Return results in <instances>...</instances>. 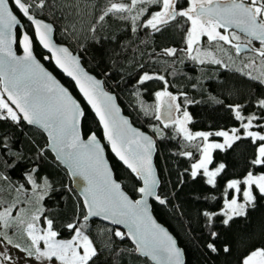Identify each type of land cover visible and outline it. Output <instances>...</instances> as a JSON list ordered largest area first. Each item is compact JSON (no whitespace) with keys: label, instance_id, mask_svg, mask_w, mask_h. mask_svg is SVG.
Returning <instances> with one entry per match:
<instances>
[{"label":"snow or ice","instance_id":"snow-or-ice-1","mask_svg":"<svg viewBox=\"0 0 264 264\" xmlns=\"http://www.w3.org/2000/svg\"><path fill=\"white\" fill-rule=\"evenodd\" d=\"M149 3L158 5L159 10L146 16L139 27L161 32L170 22L178 23V17L186 18L191 22V28L187 31L186 48L183 51L193 61L203 64V56L208 57L211 63L221 64V60L210 53H201L195 46L199 43L200 36H207L209 41L219 40L229 44L233 40L239 41L241 37L235 33L229 36L218 31L235 25L250 38L249 45L253 39L260 42L261 47L256 52L264 62V0H190V6L186 9H181L177 0H109L98 17V22L104 21L110 15L120 14V19L131 20L132 31L136 32L137 21L148 11L146 5ZM140 5L145 7H138ZM48 6V0H0V121H11L17 127L26 122L47 132L57 158L68 166L73 176L82 175L88 181V186L83 191V200L76 205L78 210H82L83 218L81 220L80 215H76L65 226L72 233L70 239H57L59 233L54 230V221L48 218L41 203L52 190V185L47 178L41 180L38 165H34L23 172V178L31 185L40 206L26 223L23 218L13 216V204L0 212V225L4 229H10L13 223H26L24 231L30 244L27 247H21L20 244L13 246L41 264H95L94 258L98 257L99 249L95 241L85 233L92 217H100L113 225H127V235L132 238L136 250L156 261V264H184L182 250L176 241L148 214V197H155L161 205L166 203L156 192L158 179L152 167V150L155 147L153 139L133 129L127 120L119 116L120 110L116 106L115 98L104 90V81L85 71L79 54H74L68 47L53 41V25L38 18ZM22 18H26L30 25L31 34L25 29ZM90 31L95 33L97 29L93 26ZM92 39L99 43L95 36ZM34 42H38L50 54L44 57L45 60H54L75 81L79 91L99 117L113 152L143 182V186L136 189L142 194L141 199H130L121 191L120 184L111 178L103 162V148L95 134L86 141L81 140L78 124L84 113L68 90L37 60L33 52ZM14 44L22 47L23 55H17L13 49ZM234 47L237 53L241 51L240 44H235ZM81 50H85L83 46ZM162 52L174 57L178 50L164 48ZM193 52L196 54L193 55ZM140 67L143 68V65ZM247 75L264 84V73L259 77L252 76L251 73ZM153 80L162 81L164 84V88L155 93L159 102L156 112L159 113L160 107L167 105L168 119L164 121V128L173 126L200 153L199 159L191 164L190 177L193 180L202 175L206 178L205 182L215 188L217 177L225 171L227 165L223 162L213 165V151L226 152L238 146V141L245 139L254 146L246 175L242 180L233 179L227 182L224 204L220 211L206 210L202 213L207 226L206 249L212 254L221 251L230 253L231 249L227 244L222 248L217 245L220 236L215 229L217 218L222 217L220 223L225 227L230 226L234 218L246 217L249 209L256 206L257 195L264 198V98L255 100L259 113L244 115V105H228L235 119L241 122L239 127L193 133L187 127L192 119L188 111H183L182 116L172 115L173 110H181V104L175 103L178 97L167 90L169 82L164 75L143 72L136 83L144 86L146 82ZM181 95H185L187 103H193L187 100L186 94ZM155 119L161 120V115L157 114ZM154 131L162 135L159 127L154 128ZM210 137H221L223 140L210 141ZM198 140L201 143H193ZM13 148L8 136L0 135V181L10 182L6 170H15L25 160L24 155ZM44 155L45 149L38 148L37 160H43ZM181 155L194 159L192 151H185ZM209 165L213 167L210 169ZM255 169L260 171H254ZM180 182L183 183V180ZM21 190L28 191L24 184L16 187V191ZM228 190H233L230 197ZM41 222L45 227L37 226ZM111 231L115 237L125 239V233L119 229ZM3 241L13 244L10 237L0 232V242ZM108 246L105 244V247ZM0 256L3 260H11L10 256L3 253ZM0 264H3L2 260ZM240 264H264V247L249 251L242 257Z\"/></svg>","mask_w":264,"mask_h":264},{"label":"trees","instance_id":"trees-1","mask_svg":"<svg viewBox=\"0 0 264 264\" xmlns=\"http://www.w3.org/2000/svg\"><path fill=\"white\" fill-rule=\"evenodd\" d=\"M108 3L109 0H48L49 6L38 18L54 25L55 41L67 46L74 54H79L84 68L103 80L105 89L115 94L123 114L135 127L149 133L155 140V166L160 180L158 195L165 199L166 203H151L152 212L183 250L185 264H240L242 257L249 251L264 247V198L257 195L256 206L249 209L246 217L234 218L230 226L225 227L220 223L222 217L217 218L215 229L220 233L217 245L222 248L227 244L231 249L227 254L223 251L212 254L206 249L207 226L202 213L206 210L220 211L227 182L243 179L249 170L248 162L254 146L245 139L238 141V146L226 152L213 151V165L220 162L227 165L225 171L217 177L215 188L208 185L202 175L193 180L190 177L191 164L195 159H199V151L184 140L183 135L178 134L173 126L164 128V125L155 119L158 114L156 107L159 104L155 93L164 88L163 82L153 80L146 82L144 86L136 82L143 72L164 75L169 82L167 90L178 97L177 103L181 104V110L188 111L192 117L187 127L193 133L230 130L239 127L241 122L235 119L233 111L228 108L229 104L244 105V115L259 113L255 100L264 98V84H261L259 79H251L247 74L261 76V73H264V62L257 55L256 49L238 54L235 47L219 40L209 41L207 37L199 43L200 48L214 52L223 62L217 65L193 61L183 51L190 28V21L186 18L178 17V23L170 22L161 32L141 28L139 24L145 17L159 10L158 5L149 3L146 5L148 11L137 21V31L133 32L131 20L120 19V14L110 15L104 21L98 22V17ZM177 3L181 9L188 7L187 0H177ZM23 22L25 29L31 34L30 25ZM93 26L97 29L95 33L90 31ZM218 30L224 33L226 29ZM93 36L99 43L92 39ZM82 46L84 51L81 50ZM164 48H176L177 55L169 57L163 54ZM16 50L19 52L17 46ZM34 54L80 100L73 84L61 76L50 62L44 61L45 54L35 43ZM140 65H143V68ZM181 93L186 94L187 100L193 103H187L185 95ZM81 104L84 109L81 124L83 137L95 134L102 141L97 121L82 102ZM156 127L162 130V135L154 131ZM4 134L14 145L13 150L22 153L25 160L15 170H6L10 182L0 181V212L14 204L13 216L23 218L26 223L29 221L23 211L30 207L35 194L29 196L33 191L31 185L23 178V172L38 165L41 180L47 178L52 185V190L41 202L45 213L54 221V230L59 233L57 239H70L72 233L65 226L72 222L76 215H80L82 220V210L76 207L81 201L72 189L66 171L46 150V138L40 131L24 123L17 127L11 121H0V135ZM222 140L221 137H210V141ZM38 148L45 149L43 160H37ZM185 151H192L194 159L181 155ZM106 154L115 179L121 183L131 199H138L136 189L140 182L119 165L107 149ZM213 165H209V168ZM186 169L188 171H185ZM20 184H24L28 191H16ZM232 192L233 190H228L229 195ZM26 223H13L10 229H4L0 225V232L13 241V244H7L6 241L1 243L27 247L30 241L24 231ZM41 224L44 226L42 222ZM88 225L85 233L95 241L99 249L98 257L94 258L95 264H150L135 254L134 248L126 238L121 240L112 234L111 230L115 228L97 221H90ZM105 244L109 246L105 247Z\"/></svg>","mask_w":264,"mask_h":264},{"label":"water","instance_id":"water-1","mask_svg":"<svg viewBox=\"0 0 264 264\" xmlns=\"http://www.w3.org/2000/svg\"><path fill=\"white\" fill-rule=\"evenodd\" d=\"M238 2V1H237ZM19 15V14H18ZM23 19V21H25L27 24H28V22L26 21V18H22ZM41 19V18H40ZM45 22H47L46 20H45ZM47 23H50V22H47ZM51 24V23H50ZM53 25V24H52ZM226 30H229V31H232V32H235L236 34H238V35H240L241 37H243V38H245L246 40H248V39H250L249 37H247L246 36V34L245 33H243L239 28H237L235 25H232V26H229ZM54 34H55V27H54V25H53V41L56 43V44H58V45H60V46H64V47H67V46H65V45H62V44H59V43H57L56 41H55V39H54ZM37 46H38V48L45 54V56H49L50 54L47 52V50L46 49H44L38 42H34ZM252 44H254V45H256V46H261L260 45V42L258 41V40H255V39H253L252 40ZM16 46H17V48H18V50H19V52H17V50H16ZM240 46H241V51L238 53V54H244V53H248V52H250L251 51V47L248 45V44H246V43H241L240 44ZM13 49H14V51H16L17 52V55H23V49H22V47H20L18 44H14L13 45ZM70 50V49H69ZM33 52H34V45H33ZM237 52V51H236ZM35 55V54H34ZM37 58V57H36ZM37 60L41 63V65L44 67V69L47 71V72H49L59 83H60V85L61 86H63L64 88H66L58 79H57V77L52 73V72H50L45 66H44V64L42 63V61H40L38 58H37ZM44 61L45 62H50L51 64H52V66H53V68L61 75V76H63L65 79H67L68 81H70L72 84H73V86H74V88H75V91H76V93H77V95H78V97H79V99L80 100H78L67 88V90H68V92H69V94L72 96V98L80 105V108H81V110H82V112L84 113V109H83V106H82V104H81V102L83 103V105L89 110V112L94 116V118H95V120L97 121V123H98V125H99V128H100V130H101V134H102V141L97 137V140L99 141V143H100V145H101V147L103 148V153H102V158H103V162H104V164L107 166V169H108V171H109V173H110V175H111V178L113 179V180H115L117 183H119L120 184V186H121V183L119 182V181H117L116 179H115V176H114V173H113V170H112V168H111V165H110V163H109V161H108V159H107V154H106V149L108 150V152H109V154L115 159V161L119 164V165H121L127 172H129L134 178H136L139 182H140V186L139 187H141V186H143V182L138 178V177H136V175L134 174V173H132L131 172V170L127 167V165H125L124 163H123V161H121L120 159H119V157H117L116 156V154H115V152H113V150H112V147H111V144L109 143V141L107 140V138L105 137V134H104V129H103V125L101 124V122H100V120H99V117L96 115V113H95V111L92 109V107H91V105L90 104H88V102H87V99L84 97V95L79 91V87L75 84V81H73L72 79H71V77H69V76H67L56 64H55V62H54V60H45L44 59ZM81 65H82V62H81ZM83 66V65H82ZM83 68H84V66H83ZM85 69V68H84ZM85 71H87L86 69H85ZM88 72V71H87ZM91 76H93V77H95L96 79H98V80H101V79H99L98 77H96L94 74H92V73H90V72H88ZM101 81H103V80H101ZM103 87H104V84H103ZM0 90H2V86H0ZM104 90L106 91V92H108L109 93V95H112L114 98H115V103H116V106L119 108V116L122 118V119H125V120H127L128 121V124L129 125H131V127L133 128V129H136V130H138L139 132H142V133H144L145 135H147V136H149L150 138H152L153 139V137L149 134V133H147V132H144L143 130H141V129H139V128H137V127H135L132 123H131V121H130V119L127 117V116H125L124 114H123V112H122V110H121V108H120V106H119V104H118V102H117V98H116V96H115V94H113V93H111V92H109V91H107L106 89H105V87H104ZM5 97H6V94H5ZM165 112H168L167 111V105L165 104V105H163V106H161L160 107V109H159V115H161V120H159L160 121V123L162 124V125H164V121H166L167 119H168V115H165L166 113ZM172 115H173V112H172ZM83 118H84V114H83V116H81L80 118H79V124H78V130H79V133H80V137H81V140H84V141H86L87 139H88V137L89 136H91V135H93V134H91V135H89V136H87L86 138H84L83 137V135H82V131H81V124H82V121H83ZM25 125H27L28 127H31V128H34V129H36V130H38V131H40L43 135H44V137L46 138V141H47V146H46V150L47 151H49L50 152V154L53 156V158L55 159V161L66 171V173H67V175H68V178H69V181H70V183H71V186H72V189L75 191V193L77 194V196L79 197V199H80V201L82 202V200H83V191H84V189L88 186V181L84 178V176H82V175H77V176H73L72 175V173H71V171L69 170V168H68V166L62 161V160H60V159H58L57 158V155H56V152L55 151H53L52 150V147H51V144H50V142H49V137H48V134H47V132H45L42 128H40L39 126H36V125H28L26 122H23ZM153 141H154V143H155V147L153 148V150H152V167L154 168V170H155V174H156V176H157V179H158V186L156 187V192H157V194H158V189H159V186H160V180H159V177H158V172H157V169H156V166H155V156H156V152H157V146H156V142H155V140L153 139ZM121 191H123L124 193H125V195H127L128 197H129V195L123 190V188H122V186H121ZM137 193H138V196H139V198L138 199H136V200H139V199H141V197H142V194H140L138 191H137ZM130 198V197H129ZM131 199V198H130ZM133 200V199H132ZM147 208H148V214L151 216V219L152 220H154L155 222H156V224L157 225H159L161 228H163L175 241H176V239L174 238V236L167 230V228H165L162 224H160L157 220H156V218L154 217V215H153V212H152V206H151V203H155V204H159V205H161L160 203H159V201H157L156 199H155V197H148L147 198ZM90 221H97V222H100V223H102V224H105V225H107V226H110V227H113V228H115V229H119V230H121L122 232H124L125 233V238L128 240V242L132 245V247L134 248V251H135V254L138 256V257H141V258H143V259H145V260H147L150 264H156V261H154V260H152L150 257H147V256H144L140 251H138V250H136V245H135V243L133 242V240H132V238L130 237V236H128L127 235V233L129 232V228H128V226L127 225H125V224H120V225H113V224H111L109 221H105V220H103L102 218H100V217H92V218H90V220L88 221V222H90ZM176 243H177V241H176ZM177 246H178V243H177ZM179 247V246H178ZM180 248V247H179ZM181 249V248H180ZM182 250V249H181ZM181 256H182V259L184 260V264H185V256H184V252H183V250L181 251Z\"/></svg>","mask_w":264,"mask_h":264},{"label":"rangeland","instance_id":"rangeland-1","mask_svg":"<svg viewBox=\"0 0 264 264\" xmlns=\"http://www.w3.org/2000/svg\"><path fill=\"white\" fill-rule=\"evenodd\" d=\"M187 1H188V7H189L190 6V0H187ZM237 1L239 2V0H237ZM190 28H191V22H190ZM190 28H189V30H190ZM221 33L224 34V35H229L230 36L232 33H235V32H230L229 30H225L224 33L223 32H221ZM236 35H238V34H236ZM238 36H240V35H238ZM241 43L248 44V40H246L245 38L241 37V39L239 41L233 40L232 43H230V44L226 43V44L234 47L235 44H241ZM226 44L224 43V45H226ZM249 46L251 47V49H258V48L261 47V46H256V45H254L252 43ZM195 47L198 48L201 53H204V52L210 53L211 56L215 57L216 59L221 60V58L219 56H217L214 52L202 50L200 48V44L199 43ZM192 54L195 55L196 53L193 52ZM202 58L205 59V62H209V58L208 57H203L202 56ZM209 63H211V62H209ZM175 103H177V101H175ZM165 113H166L165 115H168V112H165ZM182 113H183L182 110H180L179 112H176L175 110H173V116H182ZM34 194L35 193L32 192L31 195H29V196L31 197ZM231 195H229V197ZM29 205H30V207H28V208L26 207L25 210L23 211V215L27 216L26 219H28L30 221L31 215L35 212L37 206L38 207L40 206L37 203L36 195L33 196V200L30 202ZM37 226L38 227H45V225L43 226L41 223H39ZM0 253H3L4 255H7V256L11 257V260H3V257L0 256V260L3 261V264H25V261H27V264H41V262L40 261H36L34 257H27V255L24 254L23 252H21L19 249L15 248L13 246L5 245V244H3L1 242H0ZM56 264H59V262H56Z\"/></svg>","mask_w":264,"mask_h":264},{"label":"flooded vegetation","instance_id":"flooded-vegetation-1","mask_svg":"<svg viewBox=\"0 0 264 264\" xmlns=\"http://www.w3.org/2000/svg\"><path fill=\"white\" fill-rule=\"evenodd\" d=\"M204 37H207V36H200V37H199V43L202 42V40H203Z\"/></svg>","mask_w":264,"mask_h":264}]
</instances>
